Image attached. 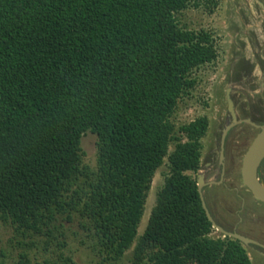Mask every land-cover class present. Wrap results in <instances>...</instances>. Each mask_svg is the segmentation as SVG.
Instances as JSON below:
<instances>
[{"label":"trees","instance_id":"obj_1","mask_svg":"<svg viewBox=\"0 0 264 264\" xmlns=\"http://www.w3.org/2000/svg\"><path fill=\"white\" fill-rule=\"evenodd\" d=\"M217 2L0 0V221L20 248L11 264H86L65 250L74 223L107 264L129 249L130 264H251L240 240L210 235L186 173L199 165L206 117L173 120L194 70L217 57L212 32L178 14ZM88 131L94 166L81 147Z\"/></svg>","mask_w":264,"mask_h":264},{"label":"rangeland","instance_id":"obj_2","mask_svg":"<svg viewBox=\"0 0 264 264\" xmlns=\"http://www.w3.org/2000/svg\"><path fill=\"white\" fill-rule=\"evenodd\" d=\"M247 2V0H218L217 5L212 9H209L205 3H201L197 7H188L178 14L180 24L186 28L210 30L215 39V47L217 49V57L213 61L203 64L194 70L193 76L196 78V84L189 94L178 101L173 115L176 125L188 123L198 117H206L208 126L204 136L201 138L203 145L211 143L214 134L218 136L219 130L217 128H221L230 121L231 111L234 114L243 116L246 115L242 113L245 106L247 107L249 104L256 106L264 104V100L257 96L260 95L257 93L261 90L260 83H258L262 77L261 71L257 69L254 72V78H252V76L248 77L242 70L236 68H241L243 65L235 67L236 60L243 53L250 56L254 53L257 46L254 38L250 40L248 28L243 27L247 23H259L255 17L251 19L243 13V7L246 6ZM244 16H246V21H244ZM254 81L258 84L253 87L251 83H254ZM227 89H230V96L235 105L230 111H228L226 101ZM239 126L242 128L245 125L241 124ZM241 128L235 127L232 134L234 137L231 138L238 140L237 148L244 150L248 145V141L240 136ZM250 131V138L252 139L255 130L252 128ZM182 139H185V137H182ZM96 140V134L90 131L81 138V147L85 152L84 162L91 166H94L96 161ZM172 149L173 146L170 145L168 152H171ZM167 163V158L165 157V162L156 170L153 176L145 203L144 214L138 226L139 234L143 232L147 225L150 211L155 204L156 192L163 184L164 173L168 169ZM248 198H250L248 201L249 207L255 208L257 212L264 215V204L261 203L263 204L261 206L255 204L254 197L251 194H248ZM229 199L232 201L233 197L230 198L229 195ZM66 225L69 226L70 224L66 223ZM250 228L249 225L241 224L238 231L242 234L253 236L256 230H264V224L255 226V229L252 227L254 232H250ZM12 235L11 227L0 221V263L11 264L16 253L20 250L17 246H12V243L15 242L14 240L10 241V239H13ZM210 235L218 236L213 230H211ZM66 240L68 246L65 250L77 262L107 264L101 262V258L91 251L86 235L76 223L71 224ZM246 250L249 252L251 264H264V255L262 253L251 251L250 247H246ZM130 252L131 249L127 251L126 257L120 262L121 264H130L127 260ZM31 256L40 258L41 253L38 250H33Z\"/></svg>","mask_w":264,"mask_h":264},{"label":"flooded vegetation","instance_id":"obj_3","mask_svg":"<svg viewBox=\"0 0 264 264\" xmlns=\"http://www.w3.org/2000/svg\"><path fill=\"white\" fill-rule=\"evenodd\" d=\"M247 1L246 6L243 7V13L246 14L248 18L254 19L255 17L256 21H259V23H247L243 27L248 28L250 40L254 38L255 45L257 46L254 53L250 56L243 53V55L236 60L235 67L237 65H243L242 67L240 66L241 68H236L242 70L248 77L252 76V78H254V72L257 69L261 71L262 77L258 81L261 90L258 91L259 93L257 94L260 95L257 96L264 100V0ZM246 16H244V21L247 20ZM258 83L254 81V83L251 84L254 87ZM227 90L226 101L228 111H230L235 105L231 99L229 89V98L232 102V107L231 109L229 108ZM240 112H242V110H240ZM242 113L246 115L240 116V114H234L233 111H231L230 121L221 128H217V130H219L218 136L214 134L211 143H207L206 145L202 144L199 165L196 170L187 171L186 173L195 180L199 197L201 199L202 196L212 217V221H210L212 230L216 232L218 236H228L214 227L212 224V222H214L225 231L241 234L253 241L248 243L241 241L244 247H250L251 251L259 252L264 255V230L258 229V231L256 230L255 232L252 230V227L255 229V226L264 224V215L257 212L255 208L249 207L248 201L251 197L248 198V194H253L242 179V162L244 154L253 138L258 133L260 126L264 125V104H258L257 106L249 104L247 107L245 106L243 108ZM233 122H235L234 125L226 131L224 138H222L225 127ZM241 124L245 126L241 128L239 126ZM237 126L242 130L240 136H242L244 140L246 138L248 141V145L244 150L237 148L239 141L231 138L234 137L232 134ZM252 128L255 130V133L251 139L250 130ZM257 177L260 183L264 185V159L258 167ZM229 195L230 198L233 197V202L229 199ZM253 197L255 204L258 206L264 204V201L257 199L254 195ZM241 224L249 225L251 227L249 230L250 232H254V235L251 236L240 233L238 229L241 227ZM247 253L249 254L248 251Z\"/></svg>","mask_w":264,"mask_h":264},{"label":"water","instance_id":"obj_4","mask_svg":"<svg viewBox=\"0 0 264 264\" xmlns=\"http://www.w3.org/2000/svg\"><path fill=\"white\" fill-rule=\"evenodd\" d=\"M227 99H228L229 108L231 109L232 102L229 98V89L227 90ZM235 122L225 127L222 138H224L226 131L232 125H234ZM263 159H264V125H261L258 133L255 135L251 144L247 148L244 154V157H243V162H242V179L245 185L250 189L252 194L261 201H264V185L260 183V181L258 180L257 171ZM201 199H202V206L204 207L207 218L210 221H212V217L205 205V202L203 201L202 196H201ZM212 224L219 231H221L224 235L234 237L244 243L253 242L251 239L241 234L225 231L223 228H221L219 225L215 224L214 222H212Z\"/></svg>","mask_w":264,"mask_h":264}]
</instances>
